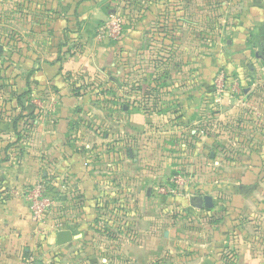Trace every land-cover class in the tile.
I'll use <instances>...</instances> for the list:
<instances>
[{"label":"crops","instance_id":"1","mask_svg":"<svg viewBox=\"0 0 264 264\" xmlns=\"http://www.w3.org/2000/svg\"><path fill=\"white\" fill-rule=\"evenodd\" d=\"M26 1L29 7L22 0L0 6L3 55L15 48L11 34H16L22 49L13 50L12 62L20 73L29 70V100H0V264H20L31 256L52 264L50 239L62 254L76 252L85 238L58 245L53 219L38 226L24 190L44 180L54 189L81 192V216L68 229L83 238L98 219L102 185L116 181L125 189L130 171L141 167L130 147L138 157L149 147L161 157L171 155L176 171L196 180L173 203L190 217L188 229L182 223L171 231L182 252L174 263L223 264L222 254L232 249L236 264H264V55L256 47L264 50V0ZM115 14L125 22L121 39L98 41L99 25ZM226 33L239 54L210 49ZM159 48H173L170 54L182 65H170L168 87L157 101L162 112L154 113L145 111L143 97L158 70L152 60ZM226 56L239 65L253 61L248 72L230 68L240 98L232 87L217 93L210 76L209 61ZM82 75L110 78L121 103L111 99L98 108L89 92L73 89ZM48 91L58 99L53 113L44 111ZM137 185L140 190V180ZM207 195L213 197L212 207L193 206L196 196ZM73 196L72 191L62 196L64 207ZM141 212L132 219L142 241L132 246L145 264ZM121 221L129 232V216ZM124 236L113 248L129 252Z\"/></svg>","mask_w":264,"mask_h":264},{"label":"rangeland","instance_id":"2","mask_svg":"<svg viewBox=\"0 0 264 264\" xmlns=\"http://www.w3.org/2000/svg\"><path fill=\"white\" fill-rule=\"evenodd\" d=\"M22 1L25 3L27 2L26 0ZM25 5L26 4H24V6ZM27 7H29V1L27 2ZM11 36L15 39V48L18 49V52L21 51L22 46L20 47L18 45V42H20L21 39L19 40L16 38V34H11ZM231 38L232 37L226 33L225 37L220 42L221 44L218 46L211 43L210 49H212V52H225L226 55L239 54L240 51H237L238 48L233 49L231 44L228 43ZM248 47L253 48V45H248ZM256 47H258L257 51L264 55V50H261L260 46ZM15 48L5 51V54L2 57L3 59L1 58L0 60V100L4 101L8 100L10 96L12 98H28L29 100V70L20 73L21 71L16 67L17 64H13L11 54ZM4 56L7 58H4ZM229 57L230 56H226L225 60L222 61H209L210 76L214 81V87L215 78L221 71L226 73L225 85L232 87V77L234 76L232 74L233 69L230 68L236 69L241 67L244 71L248 72L251 64H253L251 59H246L239 65L237 61H234ZM81 77V80L77 78V83L74 84L78 85H73V89L78 90L79 93L86 94L89 92L90 100L98 108H101L104 104L105 106L108 105L109 102L112 101L111 99L115 102L121 103L120 93L117 92L116 94L115 83L110 78L104 77V79L101 80L99 78L84 79L83 75ZM20 78L22 80L21 82L18 80ZM21 84L25 87H22ZM230 137L231 136L229 135V138ZM230 140L231 142L233 141V139ZM130 148L134 153L133 159L137 158L140 161L141 167L136 166L130 171L128 174L129 184L127 183L125 189L121 188L120 184H116V181L112 184L102 185L100 194L98 195V198L101 201H99L100 205L96 210L97 214H99V220L96 218L93 227L91 226L93 229L92 233H90V230L88 229L86 231L87 235L83 236V238L82 236H79L77 240L85 239L84 242L77 243L76 252H70L69 254L64 255L59 249H55L54 242L50 239L52 242L50 243V247H52L53 250L52 264H142L141 256L140 261H138L139 255L137 249H133L132 246V244H137L138 242L141 244L142 241V236L141 234H137L136 225H134L135 221L132 219V215L137 213L139 209L140 212L142 211L141 213L146 216V231L144 234L145 264H177L174 263L175 259H177L176 256L177 254L180 255L182 252L179 253V249L176 248L175 239L173 238L171 231L175 226L178 224L182 225V223L185 225V229H188L190 227L188 225V223H190V217L186 212L180 211L183 210L181 207L174 208L173 203L175 200L182 198L189 188L195 185L196 180L190 173H184L183 171L177 172L175 169L177 167L175 165V160L171 155H162L161 157L149 147V150L147 149L142 157H138L136 150L132 147ZM229 158L230 157H228V159ZM231 158L234 159L233 157ZM132 162L134 163L135 161L132 160ZM176 174L184 175L187 180L185 184L174 193L173 191H175L176 188L172 183V178ZM114 178L116 179L115 176ZM51 179H54L53 176ZM119 179L120 177L116 180ZM139 180L140 190H137V186H139L137 185V182ZM161 188H165V191H159ZM51 190L57 198L60 199L61 206H63L62 212H64V218H66L67 222H73L72 226H74L76 220L78 221L81 216L79 213L83 204L81 192L63 188H52ZM71 191L72 195L74 194L75 196L71 199V204L67 201L69 205H67L68 207H64L65 201L62 200V196L65 194L67 195V193ZM124 199H126L128 205ZM127 215L129 216L131 226L129 232L127 227L124 229L122 228V224L125 223V221L120 222L121 219L126 220ZM53 221H55V219ZM95 225L98 227L96 226V228ZM123 226L125 227V225ZM182 230L184 229L182 228ZM122 235H125L123 238V245L126 244L127 241L130 243V247L127 249L129 252H122L121 246V248H119L120 253H116L119 249H117V246L113 248V244L117 245L118 242H120ZM171 250L176 251L170 253ZM231 250L232 249H228V251ZM112 253H114V255ZM64 256H66V258ZM236 256L237 254L233 251L227 264H229V262L236 264ZM40 258L43 259L44 257ZM179 259L180 257L178 260Z\"/></svg>","mask_w":264,"mask_h":264},{"label":"built area","instance_id":"3","mask_svg":"<svg viewBox=\"0 0 264 264\" xmlns=\"http://www.w3.org/2000/svg\"><path fill=\"white\" fill-rule=\"evenodd\" d=\"M5 1L7 0H0V6ZM124 26L125 22L121 15H112L99 25L96 32V39L100 42L117 41L123 35ZM225 79L226 73L224 71L218 73L215 78V88L219 94L223 93L228 87L225 85ZM231 89L233 95L238 98L241 97L242 91L237 82ZM44 98L46 99L45 102H47L44 111L46 113L55 112L58 100L57 97L52 92L48 91ZM201 133L204 134L205 131L202 130ZM186 180L187 178L182 174L174 175L172 183L175 185L176 189L173 192L176 193V190L181 188ZM48 186L50 185L44 180H40L33 186L27 187L24 192L31 210L32 220L41 227L45 226L49 220L55 219L53 223V231L57 233L60 230L71 227L73 222H67L66 218H64L61 202L57 196L49 190ZM159 191H165V188H161ZM20 264H36V258L33 256L25 258Z\"/></svg>","mask_w":264,"mask_h":264},{"label":"trees","instance_id":"4","mask_svg":"<svg viewBox=\"0 0 264 264\" xmlns=\"http://www.w3.org/2000/svg\"><path fill=\"white\" fill-rule=\"evenodd\" d=\"M163 16V14H162ZM183 21V19H178L177 22ZM169 25V24H167ZM166 26V25H165ZM168 27V26H167ZM156 46V45H155ZM163 46H161L162 48ZM160 50V51H159ZM178 49H176L177 51ZM175 51H173V48L171 49H167V48H163L162 50L159 48L157 51H155L156 54V58L153 59V68L157 70V72H155V77L152 80L153 83H151V85L149 86L147 92L145 93V97H143V107L145 108V111L147 112H154V113H161L162 111L159 110L157 108V104L160 100V94L162 93V90H164V88L168 87V85L165 83L168 79V71H169V67L172 63H176L177 66L182 65V60H179V57L176 58V55H171L170 53H174ZM169 53L168 56H166L165 54ZM154 54V55H155ZM165 57H164V55ZM161 56V57H160ZM18 100L20 102H22V98H18ZM204 130V129H203ZM196 138V137H194ZM228 154H227V158H228ZM231 158V157H230ZM47 181L50 178L49 176H46ZM52 181V179H50ZM49 182V181H48ZM48 182H46L48 184ZM49 190L54 194V192L51 190L52 187L48 186ZM55 195V194H54ZM56 196V195H55ZM60 200V199H59ZM233 253V250L231 251H225L222 254V260H223V264H227V261H229V259L231 258L230 255ZM41 262L43 263V260H41ZM229 264H232L229 262Z\"/></svg>","mask_w":264,"mask_h":264},{"label":"water","instance_id":"5","mask_svg":"<svg viewBox=\"0 0 264 264\" xmlns=\"http://www.w3.org/2000/svg\"><path fill=\"white\" fill-rule=\"evenodd\" d=\"M4 53V45L0 44V60ZM117 81L116 79H114ZM193 206L198 208L204 207H212L213 206V197L212 196H196L192 201ZM79 235H75L72 230L64 229L60 230L56 233L55 239L58 245H64L68 243H72L75 239H77ZM36 264H42L41 262H36Z\"/></svg>","mask_w":264,"mask_h":264}]
</instances>
